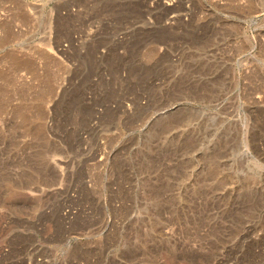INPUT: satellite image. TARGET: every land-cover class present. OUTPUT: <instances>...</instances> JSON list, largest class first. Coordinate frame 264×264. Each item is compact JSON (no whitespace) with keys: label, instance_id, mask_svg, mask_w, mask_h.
Masks as SVG:
<instances>
[{"label":"rangeland","instance_id":"rangeland-1","mask_svg":"<svg viewBox=\"0 0 264 264\" xmlns=\"http://www.w3.org/2000/svg\"><path fill=\"white\" fill-rule=\"evenodd\" d=\"M0 264H264V0H0Z\"/></svg>","mask_w":264,"mask_h":264}]
</instances>
